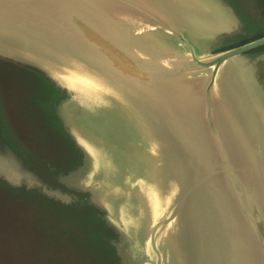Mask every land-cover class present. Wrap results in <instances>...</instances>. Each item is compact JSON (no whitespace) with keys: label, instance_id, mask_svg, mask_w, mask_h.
Listing matches in <instances>:
<instances>
[{"label":"rangeland","instance_id":"374dc122","mask_svg":"<svg viewBox=\"0 0 264 264\" xmlns=\"http://www.w3.org/2000/svg\"><path fill=\"white\" fill-rule=\"evenodd\" d=\"M172 1H162V5L156 6V12L162 13L163 18L189 40L198 58L210 57L264 36V0H220L237 19L236 27L230 33L219 32L218 29L213 32L206 28L208 25L214 27L215 20L205 14L208 12L205 8V15L199 13L200 16L194 20V16L187 14L190 12L186 11L188 5L192 6L187 0H177L182 5L180 17L168 14L171 11L168 4ZM2 11L7 10L3 8ZM183 11L186 12L183 14ZM125 15L119 16L120 24H135L139 44L146 46L147 54L159 56L160 60L156 62L163 60L162 64L173 65L175 62L181 66L185 60H190L187 47L166 26L158 22L153 24L151 17L144 23H140L139 19L135 23V15L132 19ZM213 16H218L216 19L222 22L220 26L224 23L228 25V18ZM8 20L0 16V264H180L183 237L186 235L184 219L187 224L191 210L188 208L186 212L183 208L182 213L186 214L181 216L180 208L178 211L169 199L167 213H161L160 219L157 215L151 219L145 210L147 201L142 197L146 188L140 197L133 194L135 202L128 197L132 193H127L130 187L142 188L140 185L143 183L130 185L123 181L127 168L132 170L138 181H141L143 173L146 174L143 171H157L156 177L160 174V164L154 161L160 155L155 150L166 146V141H162L157 133L158 124L148 121L146 111L139 107L138 100L133 99L128 91L117 87L115 78L102 79L94 75L92 67L82 63L71 66L68 62H73L67 59L60 61V51L55 53L46 47L38 40L40 34L28 32L21 20L15 25ZM194 28L204 32L198 39L190 34ZM122 32L127 36L126 31ZM41 62L47 65H40ZM55 64L65 71L71 68L72 77L53 72L51 66ZM67 67L69 69L66 70ZM185 72L182 81H189L193 85L200 81L198 88L202 92L207 88L210 69H188ZM156 75L153 74V78ZM211 88L216 103L224 102L220 96L222 91L229 93L239 107L247 110L255 124L260 127L261 123L263 127L264 45L224 63ZM230 102L231 105L235 103ZM238 114H241L239 110ZM229 117L231 115L228 114ZM239 118L244 121L245 117ZM255 124L247 123V126L254 128ZM97 126L101 128L100 131L96 129ZM259 131L257 137L253 134L256 142L261 139L258 138ZM101 132L106 137L107 133L112 134L113 139L109 140L113 152L121 157L126 170L122 182L119 175L114 174L111 178V175H101L102 169L100 171L98 166L101 153H98V145L92 140L95 136L103 142L107 141L108 137L99 136L103 134ZM149 157L153 164H149L152 162ZM258 166L264 167L262 161L258 162ZM261 172L264 173V169ZM155 179H158L155 182L161 180L159 177ZM182 193L174 192L172 197L187 195L184 191ZM188 195H192L191 192ZM136 197H139V201ZM188 235L190 245L194 244V249L198 248L201 258L207 262L209 256L205 255L210 242L201 235L197 247L198 238L192 233ZM213 255L218 260V254L215 252ZM189 259L186 260L188 264Z\"/></svg>","mask_w":264,"mask_h":264},{"label":"water","instance_id":"95a60500","mask_svg":"<svg viewBox=\"0 0 264 264\" xmlns=\"http://www.w3.org/2000/svg\"><path fill=\"white\" fill-rule=\"evenodd\" d=\"M157 5H162L161 0H0V16L14 25L21 20L28 32L40 34L38 40L46 47L55 53L60 51V61L67 59L73 62H68L71 66L82 63L92 67L94 75L102 79L115 78L117 87L138 100L148 121L158 124L157 133L166 141L165 148L155 150L160 155L154 161L160 164L161 180L155 182V172L150 173L151 184L164 196L162 214L167 213L169 199L178 211L180 208L181 216L183 208L186 212L191 210L180 264H186L189 258V264H264V167L258 166V162L264 164V125L261 127L260 123L258 127L229 93L221 90L224 102L218 104L210 90L220 67L229 59L264 45V36L198 58L189 40L162 13L156 12ZM20 13L24 15L20 17ZM121 14H128L131 19L135 15V23L137 19L144 23L151 17L153 24L166 26L187 47L190 60L181 66L156 62L159 56L147 54L146 46L139 44L135 24H120ZM168 14L174 15L171 11ZM188 69H210V81L203 92L198 88L200 81L193 85L181 80ZM230 101H235L232 105L241 114ZM215 112L223 113L227 119H218ZM239 117H245L244 121ZM252 122L254 128H249L247 123ZM257 131L261 142L254 139ZM235 146L244 147L246 156L236 154ZM150 158L149 164H153ZM143 189L136 187L139 197ZM177 191L187 195L172 197ZM142 197L147 201L144 192ZM145 210L151 219L153 215L160 216V210H152L148 204ZM191 233L198 238L197 247L201 235L210 242L207 252L205 249L207 262L201 258L200 250L190 245L187 236Z\"/></svg>","mask_w":264,"mask_h":264},{"label":"bare ground","instance_id":"6f19581e","mask_svg":"<svg viewBox=\"0 0 264 264\" xmlns=\"http://www.w3.org/2000/svg\"><path fill=\"white\" fill-rule=\"evenodd\" d=\"M216 3V2H215ZM224 11H226V10H224ZM177 15V14H176ZM178 16V15H177ZM180 17V16H179ZM176 21V20H175ZM1 25V24H0ZM4 25V24H3ZM20 28H21V26H19ZM4 28V27H3ZM9 28V27H8ZM17 28V27H16ZM2 29V28H1ZM13 29H15V28H13ZM12 30V29H11ZM10 30V31H11ZM21 30H22V28H21ZM20 30V31H21ZM25 30V29H24ZM6 31H8V29L6 30ZM6 31H4V32H6ZM22 32V31H21ZM11 33V32H10ZM20 32H19V30H18V34H19ZM14 34H16V32L14 33ZM2 35V34H1ZM21 35V34H20ZM30 35V34H29ZM28 36V35H27ZM36 36V35H35ZM1 37V36H0ZM23 37V36H22ZM22 37H19V38H22ZM18 38V37H17ZM33 38V37H32ZM31 39V38H30ZM31 41H33L32 39H31ZM36 41L34 40V43H35ZM204 42V41H203ZM39 43V42H38ZM43 43V42H42ZM199 43H200V41H199ZM201 44H202V42H201ZM20 46H21V44H20ZM27 46H29V45H27ZM35 46V48H37V46L36 45H34ZM41 46H42V44H41ZM26 47V46H25ZM28 48H31V47H28ZM200 49V48H199ZM30 51H31V49H30ZM41 51H42V48H41ZM43 51H46V50H43ZM197 51V50H196ZM32 52V51H31ZM47 52V51H46ZM53 55V54H52ZM31 57V56H30ZM36 57H37V55H36ZM170 57V56H169ZM42 58V57H41ZM31 59H33L32 57H31ZM38 59H39V57H38ZM37 59V60H38ZM36 60V59H35ZM36 60V61H37ZM33 61V60H32ZM39 61V60H38ZM27 62V61H26ZM30 62V61H29ZM40 62V61H39ZM42 62H44V61H42ZM40 63V65H44V63ZM33 63H35V61H33ZM37 63V62H36ZM34 65V64H33ZM45 65H47V63H45ZM44 65V66H45ZM38 67V66H37ZM49 67V66H48ZM51 68H53V72H57V73H59V74H64V75H70L69 74V72L68 71H65L64 70V68L62 69H60L56 64L55 65H52L51 66ZM45 71V70H44ZM48 71V70H47ZM52 72V73H53ZM71 72V71H70ZM54 75V74H53ZM63 75V76H64ZM61 77V76H60ZM64 77H66V76H64ZM63 77V78H64ZM72 76L70 75V78H71ZM69 78V77H68ZM73 78H77V77H73ZM256 79V78H255ZM62 80V79H61ZM66 80H67V78H66ZM69 81H71V80H69ZM68 82L66 81V84H67ZM72 83H74V82H72ZM254 83V82H253ZM77 84H80V82L78 83L77 82ZM255 84V83H254ZM253 84V85H254ZM90 86V85H89ZM256 86V85H255ZM258 86V85H257ZM261 86V85H260ZM79 87H81V86H79ZM77 88H78V86H77ZM83 88H85V85H84V87ZM70 89H73V88H71L70 87ZM88 89H90V88H88ZM92 89V88H91ZM254 89V88H253ZM74 90V89H73ZM80 90V89H79ZM77 91V90H76ZM93 91H95V90H93ZM92 91V92H93ZM75 92V91H74ZM96 92V91H95ZM257 92V91H256ZM262 92V91H261ZM109 94V93H108ZM258 94V93H257ZM104 95H105V93H104ZM112 96V95H111ZM257 97H258V95H257ZM262 98H264V97H262ZM261 100H263V99H261ZM259 102V101H258ZM262 102V101H261ZM260 103V102H259ZM261 107H264V106H261ZM216 109H218L219 111H221L220 109H219V107L218 106H216ZM127 110V109H126ZM122 112V111H121ZM134 114V113H133ZM215 116H217V118L219 119H227L226 118V116H224L223 115V113H216L215 112ZM264 116V115H263ZM127 118H128V116H127ZM131 119H129V121H130ZM135 120H136V118H135ZM135 123V122H134ZM107 125V124H106ZM134 126H135V124H134ZM230 126V125H229ZM231 128H234L233 126H230ZM136 128V127H135ZM96 129H98L99 131L101 130V128H98V126H97V128ZM136 129H138V128H136ZM138 130H140V129H138ZM137 130V131H138ZM231 130V129H230ZM107 131H109V127L107 126ZM231 131H233V130H231ZM79 132H80V130H79ZM78 133V132H77ZM86 133V132H85ZM101 133H103V132H101ZM110 133V132H109ZM109 133H107V137H108V140L107 141H105V142H103L100 138H97V137H93V135H90L91 137H93L92 138V140L94 141L93 143H96V145H98V147L96 146V145H94V147L96 146V148L98 149V153H101V155L99 156L100 158H98L97 156V158L99 159L98 161V166L100 167V171H101V169H102V171H101V175L102 174H104V175H107V176H110V178L112 177V176H114V174L115 175H119L120 176V181L122 180V178L124 177V172H126V170H125V166L124 165H122V159H121V157H118L117 155H116V153L115 152H113V147L111 146V144H110V140H109V138H112L113 139V137L111 136L112 134H109ZM92 134V133H91ZM79 135V134H78ZM81 136H83L82 135V133H81ZM85 136V135H84ZM99 136H105V138H107L106 137V134L105 133H103V134H100ZM140 136V135H139ZM233 136V138H235L234 137V135H230V137H232ZM80 137V136H79ZM148 137V136H147ZM255 137V136H254ZM95 138L97 139V141L95 140ZM103 138V137H102ZM90 139V138H89ZM141 139H142V137H141ZM152 139V138H151ZM160 139V138H159ZM84 140V139H83ZM87 140V139H86ZM143 141V140H142ZM89 142V141H88ZM92 141H90V143H91ZM160 142V141H159ZM87 143V142H86ZM147 143L149 144V142L147 141ZM92 146H93V144H92ZM89 147V146H88ZM235 148H237V151H238V153H236V154H239L240 156H242V157H244V156H246V151H245V149H244V147H239V146H235ZM91 150H92V147L90 148ZM97 149H96V152H97ZM94 152V151H93ZM95 152V153H96ZM146 153L148 152V151H145ZM145 153V154H146ZM158 155V154H157ZM156 155V156H157ZM151 156V155H150ZM154 157V156H153ZM155 158V157H154ZM153 158V159H154ZM114 159V160H113ZM109 160V161H108ZM113 160V161H112ZM144 160V159H143ZM145 164V163H144ZM152 164V163H151ZM110 165V166H109ZM98 167V168H99ZM134 168V167H133ZM136 169V168H135ZM137 171H139V170H137ZM143 172H145L146 174H142L143 176H141L142 177V179H141V181H138V179L135 177V175H134V173H132V170H130L129 168H127V173H126V178L123 180V181H125V182H129L130 183V185H131V183L133 184L134 182L136 183L137 182V184H139V183H143L142 185H140V186H142V187H144V190H145V188H146V190H145V192H144V195H146V199H147V203H146V205L148 204V206L150 207V209H156V210H160L159 211V215H161V213H162V211L163 210H161L162 209V203H163V200H164V196L163 195H161L159 192H157V189H156V187L155 186H153V184H151V178H152V174L150 173V172H148V171H143ZM155 172V171H154ZM157 172V171H156ZM155 172V174H157ZM136 174H137V172H136ZM147 176V177H146ZM158 176V175H157ZM118 177V176H117ZM146 177V178H145ZM129 178V179H128ZM157 178V177H156ZM103 179V178H102ZM102 179H101V182H102ZM118 179V178H117ZM103 180H109V178H106V179H103ZM158 180V179H157ZM122 182V181H121ZM146 186V187H145ZM134 191H136V187H130L129 189H128V192L127 193H135ZM132 194H131V196H132ZM170 194H171V192H169L168 193V195L170 196ZM113 195H114V193H113ZM118 195V194H117ZM123 195V194H122ZM136 195H137V191H136ZM116 196V195H115ZM124 196V195H123ZM128 196L129 198H130V201L131 202H135V200H134V197L132 196ZM112 198H113V196H112ZM137 198V197H136ZM139 198V197H138ZM138 198H137V200H138ZM157 199V200H156ZM112 201V200H111ZM116 200H114V202H115ZM139 201V200H138ZM138 201H137V203H138ZM141 201V200H140ZM143 201V200H142ZM113 202V201H112ZM116 203V202H115ZM114 203V204H115ZM123 203V202H122ZM130 203V202H129ZM145 203V202H144ZM125 204V203H124ZM133 204V203H132ZM135 204V203H134ZM119 205V204H118ZM120 205H122V204H120ZM137 205V204H136ZM124 206V205H123ZM175 206V205H174ZM113 207V206H112ZM134 207H136V206H134ZM125 208V207H124ZM128 208V207H127ZM130 208V207H129ZM183 210V209H182ZM188 210V209H187ZM129 211H131V210H129ZM173 211V210H172ZM124 212H125V210H124ZM120 213V212H119ZM180 213V212H179ZM130 214V213H129ZM133 214H135V213H133ZM171 214V213H170ZM169 214V215H170ZM123 215V214H122ZM126 215V214H125ZM131 215V214H130ZM136 215V214H135ZM163 215V214H162ZM168 215V216H169ZM172 215V214H171ZM178 215V214H177ZM176 215V216H177ZM183 215H185V214H183ZM190 215V214H189ZM134 216V215H133ZM137 216V215H136ZM130 218H132L131 216H129ZM135 217V216H134ZM159 217V219H160V216H158ZM122 218V217H121ZM190 218V217H189ZM134 219V218H133ZM168 219V218H167ZM184 219V218H183ZM139 220V219H138ZM141 220V219H140ZM121 221V220H120ZM160 221V220H159ZM165 221V220H164ZM178 221V220H177ZM184 224L183 225H185L186 224V219H184ZM124 222H126V221H124ZM143 222V221H142ZM159 223V222H158ZM127 224V223H126ZM174 224V223H173ZM177 224V223H176ZM127 225H129V224H127ZM156 225H157V223H156ZM155 225V226H156ZM170 226V225H169ZM176 226V225H175ZM191 226V225H190ZM147 227V226H146ZM171 227H172V225H171ZM177 227V226H176ZM176 227H174V228H176ZM180 227V226H179ZM133 228V227H132ZM178 228V227H177ZM136 229V228H135ZM145 229H147V228H145ZM155 229V228H154ZM159 229V228H158ZM169 229V228H168ZM140 230V229H139ZM148 230H149V228H148ZM174 230V229H173ZM179 230H181V228L179 229ZM141 231V230H140ZM159 231V230H158ZM154 232V231H153ZM169 232H170V230H169ZM176 232H177V229H176ZM175 232V233H176ZM179 232H181V231H179ZM178 232V233H179ZM142 233V232H141ZM157 233H159V232H157ZM165 233V232H164ZM168 233V232H167ZM174 233V232H173ZM152 234V233H151ZM172 234V233H171ZM177 234V233H176ZM154 235V234H153ZM167 235V234H166ZM173 235V234H172ZM191 235V234H190ZM144 237V236H143ZM157 237V236H156ZM177 237V236H176ZM191 238V237H190ZM142 239V238H141ZM144 239V238H143ZM142 239V240H143ZM152 239V238H151ZM166 239V238H165ZM164 239V240H165ZM177 239V238H176ZM168 240V239H167ZM184 240V239H183ZM158 241V240H157ZM160 241V240H159ZM169 241V240H168ZM159 243V242H158ZM191 243H192V241H191ZM151 244V243H150ZM173 244H174V242H173ZM176 244V243H175ZM179 244V243H178ZM177 244V245H178ZM148 245V244H147ZM155 245L157 246V244L155 243ZM142 246V245H141ZM162 246H163V244H162ZM173 246H175V245H173ZM146 247V246H145ZM194 247H195V245H194ZM154 248V247H153ZM157 248V247H156ZM159 248V247H158ZM165 248V247H164ZM143 249V248H142ZM154 251V250H153ZM156 251V250H155ZM175 251V250H174ZM161 252V251H160ZM147 254V253H146ZM165 254H166V252H165ZM173 255L175 254L174 252L172 253ZM172 254H171V257H173L172 256ZM154 255V254H153ZM157 255H158V253H157ZM161 257V256H160ZM175 257V256H174ZM178 257H176V259H177ZM165 259V258H164ZM190 260V259H189ZM177 261V260H176ZM169 262V261H168ZM188 262H190V261H188ZM163 263V262H162ZM187 263V262H186ZM166 264V263H165ZM188 264V263H187Z\"/></svg>","mask_w":264,"mask_h":264},{"label":"crops","instance_id":"0c3cea01","mask_svg":"<svg viewBox=\"0 0 264 264\" xmlns=\"http://www.w3.org/2000/svg\"><path fill=\"white\" fill-rule=\"evenodd\" d=\"M162 1L164 3V0H161V2ZM187 1H188V4L192 5L191 7H189V5H188L186 11H190V12H188L187 14H189V15L191 14L192 16H194V20H195L196 16H200L199 13L204 14L206 12L204 10V8L208 11L205 14H208L209 17L212 16L214 18V20H215L214 21V25H215L214 27L208 25V23H207L208 26H205L206 28L211 29L210 31L216 32L218 29L219 32L228 31V33H230V31H232L236 27V24H237L236 17L233 15V12L231 11V9L228 6L224 5L222 2H220V0H187ZM179 2L177 0H173L171 3L168 4V6L171 10V13H173L174 15L177 14V15L181 16L180 11L182 9V5H180ZM224 10H226V11H224ZM186 11H183V14ZM192 11H193V14H192ZM214 14L219 15V18L220 17L228 18V25L226 23H224L220 26L219 24H221L222 22L219 23L218 20L216 19L218 16L214 17L213 16ZM204 22L206 23L207 21L205 20ZM218 25H219V27H217ZM205 32H207V31H205ZM202 33H204V32H202ZM202 33L199 32V30L197 31L196 28H194L193 30H190V34L193 35L194 39H198L197 37H199Z\"/></svg>","mask_w":264,"mask_h":264},{"label":"trees","instance_id":"16d2710c","mask_svg":"<svg viewBox=\"0 0 264 264\" xmlns=\"http://www.w3.org/2000/svg\"><path fill=\"white\" fill-rule=\"evenodd\" d=\"M52 201L53 204H56L55 201H53V199H50Z\"/></svg>","mask_w":264,"mask_h":264}]
</instances>
